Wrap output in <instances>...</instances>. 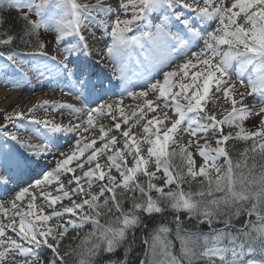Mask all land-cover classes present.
<instances>
[{
    "label": "snow or ice",
    "instance_id": "obj_1",
    "mask_svg": "<svg viewBox=\"0 0 264 264\" xmlns=\"http://www.w3.org/2000/svg\"><path fill=\"white\" fill-rule=\"evenodd\" d=\"M33 76L75 103L0 110V264H264V0H0V85Z\"/></svg>",
    "mask_w": 264,
    "mask_h": 264
},
{
    "label": "bare ground",
    "instance_id": "obj_2",
    "mask_svg": "<svg viewBox=\"0 0 264 264\" xmlns=\"http://www.w3.org/2000/svg\"><path fill=\"white\" fill-rule=\"evenodd\" d=\"M123 18V17H122ZM104 41L100 40L96 43L93 44L92 47V52H93V57L97 60L100 59L101 55L106 53V48L104 47ZM110 44L111 42L108 41ZM194 70H190V75L192 74ZM31 75V74H30ZM129 79L131 83L128 85L129 89L131 91H139L140 87L139 85L142 83L141 79H138V77H133L132 75L129 76ZM233 80H235V76L233 75L232 77ZM184 82L190 83V80H185ZM55 87V81L52 80L51 78H46V79H40L37 80L34 76L31 80V82H21L20 86L18 89H12L11 86H4L0 85V110L7 109L8 111H12L14 107L21 108L23 110H27L28 107H31L33 104H39L43 103L44 100H49V101H61V102H74L75 103V98L71 95H67L64 92H61L59 90L53 91V88ZM22 89V90H21ZM213 92H215V89H213ZM238 98V97H237ZM149 99H151V96H149ZM140 102L137 100H134L130 97H126L124 100V104L127 106L126 111L135 109L137 108V105ZM183 103V101H181ZM250 106L253 104H258V101H254L251 97H249V100L247 101ZM83 102H79L76 104L77 107L82 106ZM205 111L207 114H215L217 119L221 115L227 116L228 113L231 111V101L227 99L223 93H218L213 95L212 93L209 94V98L207 99V103L204 104ZM239 107V105H237ZM167 112L169 117H172V112L169 111L168 109H164L163 105H161L160 109H157L156 115H158L161 119H163L164 113ZM39 115L44 116L46 115L44 110H40ZM151 116V114H149ZM68 119H74V117H68L65 116V123L67 122ZM248 119H261V117L252 115ZM247 119V120H248ZM0 123H3V117L0 116ZM100 123H104L105 125L109 124V121L107 119L101 120L100 118L97 119L96 121V126L99 127ZM130 124H134L135 120H130ZM165 124H167V121H164ZM163 127V126H161ZM184 126H181V129H183ZM181 129H178L177 133L175 134L176 139L179 141V144H185L187 143L191 136L190 133L187 131H182ZM137 137L141 135L142 130L137 127L135 129ZM96 133H84V136L87 137V141L85 142H90L92 138H94ZM209 141L213 140L212 135H209L208 137ZM65 141H61V143H64ZM204 141L201 140V143ZM95 147H99V143L95 145ZM87 155V153L85 154ZM131 158L129 157V160ZM99 162L102 165L106 164V160L103 157L99 158ZM75 162H73L74 164ZM202 163V159L200 158V161L198 162V165ZM77 174H79V170H77ZM113 174H115V171L113 170ZM161 179L157 181H163L164 177L163 175L160 176ZM46 191H52L51 189H45ZM53 195L56 193L53 192ZM27 200L25 201V203ZM37 208L41 207V201L40 199H37L36 201ZM25 205L22 204L21 207H24ZM57 208L60 207L58 204L56 206ZM50 209H45V213L50 212ZM0 219H3L2 216H0ZM62 222V221H61ZM57 223L56 220H52L49 222L48 226H54ZM74 231H71L73 233ZM49 257L51 256V252L49 251L47 254Z\"/></svg>",
    "mask_w": 264,
    "mask_h": 264
},
{
    "label": "rangeland",
    "instance_id": "obj_3",
    "mask_svg": "<svg viewBox=\"0 0 264 264\" xmlns=\"http://www.w3.org/2000/svg\"><path fill=\"white\" fill-rule=\"evenodd\" d=\"M135 60V57H133V61ZM137 76V75H135ZM142 80V79H141ZM225 117V115H221L219 116L218 119H223ZM261 119H248L244 121V126L247 130H256L257 126L259 125ZM229 129L227 128V126H225V131H228ZM231 131L235 132V129H231ZM213 137V136H212ZM179 142V141H178ZM229 143H232L231 141H229ZM243 143H237V148H242L244 145H241ZM200 161V157L197 155L196 156V162L198 165V162ZM221 163L223 162L222 160L220 161ZM150 170H154L153 166H150ZM158 176L163 175L162 173H157ZM139 179H143V177H139ZM158 184L159 183H163V181H156ZM125 207H128V205L126 204ZM90 229V226H86L84 229V232L88 231ZM79 235H83V232H81ZM78 236H77V232L74 231L73 233L69 234L67 236V238L65 239V241L63 242L64 244H68V243H73L75 244L77 242Z\"/></svg>",
    "mask_w": 264,
    "mask_h": 264
},
{
    "label": "trees",
    "instance_id": "obj_4",
    "mask_svg": "<svg viewBox=\"0 0 264 264\" xmlns=\"http://www.w3.org/2000/svg\"><path fill=\"white\" fill-rule=\"evenodd\" d=\"M241 145H244V144H241ZM185 187H187V185H185ZM167 215L170 216L171 214L169 213ZM145 223L148 224L149 228L154 226V222L152 220H150V219H146ZM136 236H137V240H136V243L134 245V251L130 254L131 258L133 260L136 259V253L142 250V245L140 244V240H139V237L141 236V230H139V229L137 230ZM120 255H122V251H121Z\"/></svg>",
    "mask_w": 264,
    "mask_h": 264
}]
</instances>
